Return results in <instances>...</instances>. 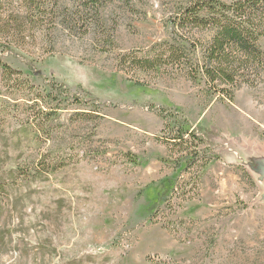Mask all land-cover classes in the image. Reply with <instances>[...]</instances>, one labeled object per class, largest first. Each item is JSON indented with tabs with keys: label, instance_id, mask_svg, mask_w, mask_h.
<instances>
[{
	"label": "rangeland",
	"instance_id": "rangeland-1",
	"mask_svg": "<svg viewBox=\"0 0 264 264\" xmlns=\"http://www.w3.org/2000/svg\"><path fill=\"white\" fill-rule=\"evenodd\" d=\"M44 1L58 13L74 7ZM179 2L104 0L114 42L106 53L95 27L77 36L41 32L24 50L0 46V264H264V75L229 101L179 72L118 67L119 55L142 57L169 40V10ZM2 65L22 76L7 83ZM152 106L177 113L202 140L198 152L226 164L207 167L212 211L199 221L179 215L198 193L167 194L178 172L163 170L160 183L146 186L143 164L160 147L169 161ZM153 197H161L155 210Z\"/></svg>",
	"mask_w": 264,
	"mask_h": 264
},
{
	"label": "trees",
	"instance_id": "trees-1",
	"mask_svg": "<svg viewBox=\"0 0 264 264\" xmlns=\"http://www.w3.org/2000/svg\"><path fill=\"white\" fill-rule=\"evenodd\" d=\"M73 1L72 10L65 8L58 13L55 5L50 7L44 0H0V46L5 51L24 50L38 40L41 32L50 36L59 29L77 36L87 35L95 27L100 29L97 43L101 51H112V29L106 30L102 23L104 0ZM167 23L169 40L153 45L142 57L132 53L119 55V70L147 75L158 70L179 72L191 83H203L206 96L229 101H233L242 85L252 88L256 79L264 75V51L260 46L264 40V0H182L169 10ZM2 70L7 83L22 76L7 65H2ZM48 87L65 99L69 96L55 82H50ZM154 109L164 121L161 137L156 140L167 147V159H172L174 168L183 163V172L188 174L187 181H176L174 194L182 190L180 184L185 182L189 189L182 190L178 196L189 200L199 190L196 185L200 173L215 157L198 152L202 140L181 124L177 113L156 106L150 108Z\"/></svg>",
	"mask_w": 264,
	"mask_h": 264
},
{
	"label": "crops",
	"instance_id": "crops-1",
	"mask_svg": "<svg viewBox=\"0 0 264 264\" xmlns=\"http://www.w3.org/2000/svg\"><path fill=\"white\" fill-rule=\"evenodd\" d=\"M190 130L192 131L193 128H191ZM158 147H160V146H158ZM159 149H160V151H158V154L155 157V159L151 160L152 162L149 161V162L143 164V168L146 171L147 180H148L147 183H146V186L149 185L148 183L154 182V185L152 187V188H154V186H156L158 183H160L159 182L160 179L164 178V177H162L163 176V173H162L163 170L165 172L166 171H168V172L171 171L170 172L171 175H172L171 177H173V175L176 172H178V175H177V177H176V179L174 181H172V178H170L171 180L168 179L171 184H170V188H169L167 194L169 196H171L173 194L172 190H176L175 189V187L177 186L176 185L177 184L176 181H178V180H180V181L186 180L187 181L188 174L185 171L184 172L182 171L179 174V171H181V168L183 167V163L180 164L181 168L180 167L179 168H174L172 159H169V161L167 163L166 162H162L161 158L165 157V148L164 147L163 148L160 147ZM215 163H218L219 165H226L225 162H223V159H221L219 157H215V160H212V162L209 163L203 169V171L200 173V181L203 182V183L201 184V188H199V191L197 192L198 193L197 197L200 196L199 202L188 203V205L186 207V210L183 213L179 214L180 217H182L183 219L186 218V219H190V220H194V221H199V219L203 218L204 216L206 217L205 214H207V212L210 213L212 211V210L206 208V206H210V205L205 202V197H206L205 195L209 194V192H212L213 189L211 190V188L206 186V183L203 181V177L207 174V167L212 166V164H215ZM227 163H230L228 165H231L232 167H236L238 165V164H234L233 161L232 162H227ZM169 177H170V175H169ZM218 191L219 190L217 189L214 193H218ZM159 193H161V192L159 191ZM167 194H162L161 197H163V195H164L165 197H163V198H167V196H168ZM176 194H177V197H178V193H175V195ZM160 198L153 197V198L150 199V200H152V203L149 204V205L150 206L153 205V209L154 210L156 209V206L160 205L161 202L159 203V201H158ZM215 201L218 202L219 200H215ZM156 204H158V205H156Z\"/></svg>",
	"mask_w": 264,
	"mask_h": 264
}]
</instances>
